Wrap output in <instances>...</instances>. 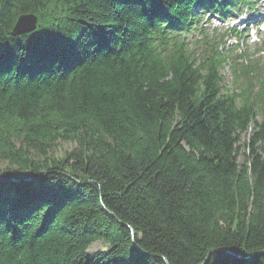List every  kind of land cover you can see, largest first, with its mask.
Returning <instances> with one entry per match:
<instances>
[{
  "label": "trees",
  "instance_id": "16d2710c",
  "mask_svg": "<svg viewBox=\"0 0 264 264\" xmlns=\"http://www.w3.org/2000/svg\"><path fill=\"white\" fill-rule=\"evenodd\" d=\"M227 1L0 0V264H264V64L187 42Z\"/></svg>",
  "mask_w": 264,
  "mask_h": 264
},
{
  "label": "rangeland",
  "instance_id": "374dc122",
  "mask_svg": "<svg viewBox=\"0 0 264 264\" xmlns=\"http://www.w3.org/2000/svg\"><path fill=\"white\" fill-rule=\"evenodd\" d=\"M260 13V12H259ZM206 17H204L205 19ZM209 18V17H207ZM206 20V19H205ZM204 20L201 21V23L203 22ZM208 22L211 24H209L208 26L210 28H208L207 24H203L202 23V26H204L205 28L209 29L211 31V29L215 28V27H218L217 28V31L218 32H221V33H224L228 28H231L230 24H228L227 20L224 19V20H219L217 18H210L208 19ZM237 31L234 30V34L235 36L233 37H236V39H241L240 42H239V47L240 48H243L244 47H247L249 52H253V50H257L259 49L260 47L264 48V44L262 43L264 41V36L263 35H260L258 34L257 37H256V41L254 43H249L248 39V34H249V28L243 33L241 28L240 27H237L236 28ZM195 39H198V37H194L193 40ZM228 38H224V41L226 42ZM236 41V40H235ZM232 42V41H231ZM231 42L229 43V46L232 47L231 45ZM237 42V41H236ZM256 44V45H254ZM263 44V45H262ZM194 47V45H192ZM196 50V54L199 53V50L200 49H195ZM221 76H222V87L227 90L229 88V82H230V71L229 69L224 66L221 70ZM257 121L259 122L260 119L257 118ZM250 132H251V129H250ZM249 132V133H250ZM72 145H69V144H61L58 146L55 154L57 156H62L64 154L65 151H68L69 149H71ZM7 167L6 164L0 162V170H3ZM16 182V181H14ZM17 183V182H16ZM106 248L105 246H103V244L101 243H95L94 245L91 246V248L88 250V254H93V253H96V252H101V251H104Z\"/></svg>",
  "mask_w": 264,
  "mask_h": 264
},
{
  "label": "water",
  "instance_id": "95a60500",
  "mask_svg": "<svg viewBox=\"0 0 264 264\" xmlns=\"http://www.w3.org/2000/svg\"><path fill=\"white\" fill-rule=\"evenodd\" d=\"M36 27V18L33 14L21 15L17 18L14 27L12 29L13 35H20L31 32ZM16 181V180H14ZM17 183L19 181H16Z\"/></svg>",
  "mask_w": 264,
  "mask_h": 264
}]
</instances>
